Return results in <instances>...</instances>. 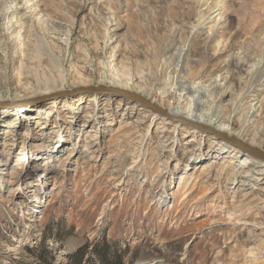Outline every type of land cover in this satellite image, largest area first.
<instances>
[{"label": "rangeland", "instance_id": "obj_1", "mask_svg": "<svg viewBox=\"0 0 264 264\" xmlns=\"http://www.w3.org/2000/svg\"><path fill=\"white\" fill-rule=\"evenodd\" d=\"M262 69L264 0H0V264H264Z\"/></svg>", "mask_w": 264, "mask_h": 264}, {"label": "bare ground", "instance_id": "obj_2", "mask_svg": "<svg viewBox=\"0 0 264 264\" xmlns=\"http://www.w3.org/2000/svg\"><path fill=\"white\" fill-rule=\"evenodd\" d=\"M84 53H85L84 54L85 56H88L87 52L85 50H84ZM187 55L188 54L185 55V57H184L185 59H189ZM33 56H35V55H33ZM36 56H37V54H36ZM49 67H51L52 69H54L56 67L57 69H59V71H61V73H62L61 76L63 75L62 79L64 80L63 81V83H64L66 79H65V75H64L63 61L61 62V64H58V65L56 63L55 64L53 63V65L52 66L49 65ZM36 73H37V71H36ZM261 74H263L261 76V78L264 77V69H262ZM47 81L50 83L48 86H46L47 91L48 92L55 91L57 89V87H58L57 86L58 85L57 82L55 80H53V78H51L50 76L48 77ZM79 82L81 84H83V85L87 84V81H85L83 79H81V81H79ZM112 83H113V81H112ZM193 84H194V82H190L189 80H187V78H185V72L182 70L181 77L178 80V89H179V91L180 92L184 91L185 95L193 97L194 94L197 93V89H196V87ZM208 86L211 88L212 94H216L217 96H219V95L221 96V92H222L223 86L220 83H217V81L214 80L213 82L208 84ZM40 88H42V87H40ZM126 90H129L127 86H126ZM1 98H2V101H9L7 99H4L3 97H1ZM13 101H19V99H14ZM167 105H168V107L171 106L175 110L174 112L169 110L170 112H168V113L170 115H172V116L184 117V118H187L189 120L192 119L194 121H198L199 120L197 118V116H198L197 112H199V107L197 105H194L193 108L187 107L185 110H181V108H178L179 105L177 104V102H173V101L171 102V100H168ZM249 112L247 113V115L249 114ZM233 114H234V116L232 118H229L228 120H226V123H227L226 127L221 125L216 130H218L220 132H226V134L228 136H232V137L234 136L239 141L242 142V141L246 140V136L248 135V132H250V130L252 129V127H253L252 124L254 123V120H255L256 116L254 115V111H253L250 114L249 118L245 119V121H244V123L242 125H239L237 120H233L234 117H235L236 112H233ZM246 120H247V122H246ZM232 127H236V130H235V128H232ZM249 143L252 144V142H250V141H249ZM246 154H248V155L243 157L244 159L242 158L244 161L242 162L241 165L245 164L246 162L247 163L249 162L248 164L255 162V163H259V167H262L261 164H264V162L254 159L253 157H251L252 155L249 154V153H246ZM251 159H253L254 161L251 160Z\"/></svg>", "mask_w": 264, "mask_h": 264}, {"label": "water", "instance_id": "obj_3", "mask_svg": "<svg viewBox=\"0 0 264 264\" xmlns=\"http://www.w3.org/2000/svg\"><path fill=\"white\" fill-rule=\"evenodd\" d=\"M125 96L128 97L129 99H131L132 101L138 103L139 105L143 106L144 108L146 109H149L151 110L152 112H156L158 114H161L163 113L161 110L155 108L154 106L150 105L145 99L141 98L140 96L138 95H135V94H132V93H125ZM202 126V125H201ZM199 127V126H196L197 129H201L204 131L203 127ZM208 131V129H206ZM211 133V132H209ZM241 148V147H239ZM241 150H243V148H241ZM244 152L246 153H249L257 158H259L260 160H262L264 162V154H261L260 152L258 151H255L253 149H247V148H244L243 150Z\"/></svg>", "mask_w": 264, "mask_h": 264}]
</instances>
